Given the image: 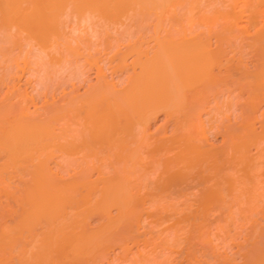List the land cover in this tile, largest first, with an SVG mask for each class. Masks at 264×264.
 I'll use <instances>...</instances> for the list:
<instances>
[{
  "label": "bare ground",
  "instance_id": "obj_1",
  "mask_svg": "<svg viewBox=\"0 0 264 264\" xmlns=\"http://www.w3.org/2000/svg\"><path fill=\"white\" fill-rule=\"evenodd\" d=\"M68 7L71 8L72 16L75 17L76 15L79 18L78 22L86 20V18L83 19L86 16L89 23L93 21L94 23L91 22L93 23L92 28L95 30H98L96 26L104 24L103 21H107L106 23L113 22L114 25L118 22L116 27L119 29H116L117 31L123 28L125 23V31L121 30L123 33L118 31L120 34L115 32L116 35L119 34L116 36L118 39L112 35L111 39L108 33L111 30L114 32L116 27L113 24L114 28L108 30V33L103 31L105 35L101 34V30L109 29L106 28L107 24L105 27L103 25L102 28L100 27L101 30H98L100 34L97 31L100 36L93 30V34L89 35L90 37L96 34L94 36L100 38L93 39L101 40L103 38V44L97 41L100 45L102 44L101 49L104 51V54L101 52L100 56L95 54V51H101L99 44L96 47L89 36L90 41L94 44L91 46V42L89 43L93 48V55L89 54L88 51L91 50L86 48L89 47L87 44H83L86 47L81 50L86 51L82 54V51L77 49L79 42L75 47L71 45L72 42L69 44L64 41L63 45L66 44L65 49L63 45V48H60V42H58L60 51L55 52L51 44L60 41L56 40L54 36H59L64 31L61 32V29L64 28L63 22L67 19L66 17H70ZM173 9H178V11L175 10L174 12ZM66 11L68 12L65 14ZM170 11L172 14L167 16L166 14H170ZM65 15L67 16L63 17ZM150 16H155V19L154 17L150 19ZM0 17L1 23L4 21L8 26L15 25L19 27L20 31H17L19 34L17 37L22 36L20 33L26 34V38H23L24 36L20 37V41H25L28 45L29 41L30 43L35 41L37 45L33 44L35 45L33 53L38 48L39 52L45 55L43 48L49 49V46H52L50 47L51 51L45 49L46 52L51 53L48 54L49 57L45 55L44 58L42 54V59L50 58V60H47L51 63L60 64L68 59V56H71L79 67L80 62L78 60L80 59L78 58L82 56L86 65L88 63V67L91 65L97 67V76H95L97 80L95 83L90 84L83 94L79 95L72 84L76 90L73 87L72 89L77 91V94L72 92L73 90L69 93L63 89L64 93L62 91L61 101L59 100L58 103L55 102L57 100L47 103L44 101V105L40 106L39 104V108H35L33 111H30L29 106L35 103L37 95L34 96L33 101V95L29 97L27 91H19L21 88L18 89V86L16 88L14 82L12 83L15 87L10 84L11 88H9L10 86L6 85L9 89L7 88L3 99L0 101L1 187L4 184L2 193L0 190V198H4L0 200V264H99L98 261L103 259L105 261V257L106 261L109 260L107 259L109 252H106L109 248L113 249L116 245H121V249L128 253L130 250L128 251L129 248L127 247L130 245L127 241L131 240L134 243L133 245L136 243L137 246L140 238L141 242L146 243H148L147 241L151 243L150 240L157 241V238L162 239L170 249L167 248L166 252L162 249L163 252L161 251V253L163 254L157 252V254L162 255L160 258H157L160 255L156 257L160 259L157 261L154 258L157 254L150 253L151 251L145 253L144 245L142 246L144 247L143 254L138 253V257H135L137 254L135 255L133 252L134 255H131L133 264H183V261L184 263L187 261L186 264H210V260H214L215 263L213 264H220V262L222 264H232L236 262L234 258L237 254L243 259L241 264H264V240H262V237H264V223H261L259 217L254 219L260 215L257 214L259 212L261 218L264 219V206H262L264 205V201H262V198H264L262 197V194H264L262 193V190H264L262 187L264 186L257 184L261 179V174H264L257 173L259 167L264 168L259 166L260 161L259 163L257 161L264 158V148H262L264 144H261L264 141L261 142V136L253 131L255 130L253 129V121L255 118L258 119V115H256L258 112L256 113V111L260 107L259 103H261L260 101L264 103V93H262L264 92L262 91L264 90V25H261L264 24L262 22L264 21V0H0ZM121 18H123L122 20H128L129 18L131 23L126 25L124 21L120 25ZM94 19L97 20L94 21ZM150 20H153V22L150 23ZM83 23L82 21L81 24ZM108 24L112 26L110 23ZM10 27L6 29L9 30ZM134 27L140 33L137 36H135L138 33L137 29L136 33L132 34V28ZM2 29L0 30V36H2ZM9 31L14 34L11 29ZM124 32H126L127 38L133 35L131 38L135 36L136 38L142 37V39H145V35H148L147 40L154 39L153 41L156 43L154 45L156 46L152 47V52H149V47L143 44L145 41L141 39L143 42L138 41V44L130 42L125 46L123 45V50H120L121 48L118 49V47L122 43L121 41V44L117 43V40L121 39ZM10 33L7 32L5 35L8 36ZM64 34L62 33V36ZM120 35L122 36L120 37ZM9 37L13 38L12 43H16L18 40L12 35H9ZM52 37L53 42L50 43ZM74 38L76 39V37ZM58 39L61 38L58 37ZM79 39L80 41L83 40ZM110 39L117 41V45L114 41L113 45ZM123 39L125 40V38L122 37V42ZM130 39L128 40L132 41ZM212 39L215 41L214 48H212L214 45L211 46ZM3 41H7L6 38H3ZM20 41H18L19 44H21ZM67 41L70 42L71 40L68 39ZM6 44L10 46V41ZM16 44L18 45V43ZM17 45L11 44L10 49H7L9 46H6L5 50H0L1 56H7V59L3 58L8 61V64L11 62L9 65L11 67L7 64L5 68L13 70V61L17 56L15 57L14 52L11 54L14 51L11 48ZM141 45H145L144 49L147 51ZM94 46L96 47L95 50ZM116 46H118L117 49ZM245 48L250 50V54L258 62L257 65L253 63V66H256V68L253 67L254 71H251L249 67L247 69L243 67L241 65L242 61H240L241 58L238 60L235 54L233 58H237V62H234L236 60L233 58L226 57L229 49L242 54ZM61 49H64L66 53L63 50L65 54L61 52ZM108 50H110L109 53ZM248 51L246 50V53ZM128 54L133 57L131 63L129 62L132 73H128L127 78L125 77V83H122L123 85L119 80L120 86H122L117 87L119 85L118 81H115L114 84L106 80L108 78L104 74L103 65L106 64V68L109 63L114 64L111 62L116 61V65L113 66L119 70L122 69L121 73H123L129 67L128 61H126ZM101 56L105 60L101 59ZM252 56L250 57L252 58ZM41 57H37L38 60ZM99 58L106 63L101 62L103 65L101 63L99 65ZM23 59L25 58L23 57ZM67 62L63 64L66 65ZM47 63L42 64L45 67ZM75 63L71 65L73 66ZM73 67L76 69L73 68L70 73H77L76 75L79 74L80 76V73L76 71L78 67ZM136 68H138V71ZM214 68L218 69L216 70L219 71L218 74L214 73L216 72L213 71ZM68 69L70 70L71 67H68ZM107 69L110 70L108 67ZM4 70L6 69L3 68L0 83L5 82L6 79H3V77L6 78V75L13 73L17 70V67L11 73L7 71L8 74ZM125 74L127 75V71ZM68 76L64 78H68ZM11 77L14 79V74ZM79 78L76 79L79 80ZM7 79H10V77ZM68 80L66 79V83L69 82ZM47 82L42 83L48 84ZM241 82L243 85L247 84L250 88V91L247 90L248 92L244 89L247 93L250 92L249 99L246 100L247 106L244 107V111L242 110L245 116V118L243 117L244 122H241L242 127L238 123V129L237 126H224L222 122L218 121L220 125L222 124L226 128L227 138L224 137L226 138V141L224 139L225 146L216 149L217 146H214V148L212 146L214 143L211 145L212 141L209 142L210 139L208 141V136H210L208 133L212 134L213 129L217 130L219 125H216V128L210 122L212 120L215 122L216 119L210 120V118H214L215 114L220 113L221 107H218L220 102H215V100H213L215 103L214 108L211 106L213 102L208 106L209 95L212 97L211 95L215 94L212 92L217 91L218 88L221 90V87H224H219L220 84L227 85L224 89L227 88L225 90L230 92V84L232 91L234 86V88L238 86L235 84ZM63 83L62 86L66 84ZM59 84L61 83L57 85ZM55 88L58 87L54 86L52 90L54 91ZM242 88L244 87L240 89ZM220 90L217 91L219 97L216 93L214 98L215 96L221 98L222 93H219ZM242 90L239 92H244ZM179 91H182L185 100L178 99L180 96ZM186 91L191 94V96H188L190 101L185 96L188 93ZM232 92L234 93V90ZM232 96L230 94V97ZM187 99L189 102H186ZM232 99H229L231 101L228 103H231ZM44 100L48 101L47 99ZM226 100H228V97L224 101L228 105ZM232 105V103L229 104L231 107L228 108L229 111L232 110ZM210 106L213 110L211 113L215 112L214 110L217 108L214 115L211 116L210 114L211 117L208 115L211 109H208ZM257 106L259 107L257 108ZM228 109H225L226 112L221 110V114H226ZM159 112H163L166 119L161 127L158 128L156 125L155 132H151V122ZM206 113L209 117L207 116L208 119L205 118L204 120L202 114L205 117ZM227 114L225 118L230 115ZM235 115L232 116L235 117ZM262 119H264V116H262ZM229 120L231 121V118ZM223 126L218 128V132H222V130L224 132ZM168 130H170L169 134H167ZM240 130L243 135H246V139L243 143L236 145L235 137H238V134L239 136L242 135ZM219 133L218 135H220ZM250 142V145L253 146V143H257L254 146L260 147H258L255 156L249 154L250 147L247 146H250ZM56 152H59L60 155L58 156ZM56 160V165L59 167L55 166V168H60L58 169V171L60 170L59 173L55 168L56 172L53 171L54 169L51 170L49 166L51 162L53 164ZM261 169L259 171L264 172V169ZM258 188L259 191L262 188L261 192L258 191ZM190 194L191 197L193 195V197L199 196L198 198L202 199L201 201L205 200L206 197V199H210L211 196L214 197V203L211 201L212 206L214 208L219 206L220 210L227 203L228 205H230L229 203H235L241 207L244 205L243 211L247 207L251 208L252 211H249L248 218H244L246 215L240 217L241 222L245 221V224H241L244 226L243 230L247 225L248 229L257 234L252 237L249 246H246L248 244L241 246L235 257H233L235 254V252L232 253L233 251H231L232 255L230 256V253H225L226 250L222 252L223 255L222 253L219 254L217 251L219 245L216 247L217 244L214 243L212 238H217L221 234L215 230L223 233L225 230L229 232L235 229L236 224L239 226L241 223L240 221V223H237L239 219L233 218L232 213V216H230V211H233L230 209L234 208L235 210L238 205L235 206L234 204L235 207H231L230 211H227L229 213L227 218L224 216L222 220L221 217L218 218L221 214L213 217L209 216L211 212L208 211V208L206 212L204 210H201L203 212L200 213L193 211V208H198L195 207L197 201L200 202L197 197L194 198V200L197 199L196 205L195 201L193 203L188 201L189 203L183 204L180 202V205L183 206H180V208L178 203L180 200L178 202L176 200L181 197L187 198L188 195V198H190ZM145 198L148 199L146 201L148 205L144 202ZM160 198H167L165 200L170 202L164 201V205L159 204ZM3 200H6V202ZM259 200L261 201L260 207L258 206ZM191 204L195 206L192 207ZM257 206L258 209H256ZM150 207L152 209L155 207V209L149 211ZM112 208L116 209L114 215L112 214L114 210L111 212ZM253 210L255 212L260 210L256 213L257 216ZM237 212L235 211V213ZM252 212L255 216L250 214ZM244 213H247V211ZM92 214L98 216L95 219L99 221V224L95 227L92 225L93 228H90L88 219L91 220L89 217ZM143 216L154 218L151 223L155 224V229L151 231L152 228H150L148 231L150 235L145 237L148 238L147 240L143 237L142 230L139 232V229L143 227ZM215 217L216 219H214ZM146 218L145 221L149 222V218ZM164 222H168L170 226L162 227L161 231V227H159L155 232L156 226H162ZM144 223L143 225H145ZM166 224L164 223L163 226H166ZM148 225L150 226V222L147 224V228ZM146 227L145 229H147ZM230 227L231 230L227 231ZM211 228L216 232L214 233L215 236L211 235ZM165 232L167 233L164 234ZM223 234L226 235L225 232ZM245 234L248 235L246 232ZM113 243L117 244L113 246ZM175 250H178L179 254ZM170 251H174L178 254L177 256L185 253L184 260L180 261L182 258L179 256L177 258L180 259L177 263L172 259L173 252ZM106 253L108 254L106 255ZM118 253L119 256L120 254L123 255V252ZM130 253L132 252L130 251ZM165 253L167 255L163 256ZM124 256L120 257L123 258ZM198 257L200 258L198 259ZM201 257L206 260L202 261ZM127 262H131V260Z\"/></svg>",
  "mask_w": 264,
  "mask_h": 264
},
{
  "label": "rangeland",
  "instance_id": "obj_2",
  "mask_svg": "<svg viewBox=\"0 0 264 264\" xmlns=\"http://www.w3.org/2000/svg\"><path fill=\"white\" fill-rule=\"evenodd\" d=\"M67 10L69 11V14H68V15H69L70 17H66L67 15L63 16V17H66L67 19L64 20V19L62 18L65 22H63V23H64V26H63L64 28L61 29V32H62V30H64V31H65V34H64V31H63V32H62V33L64 34L63 36H62V33H61V35H59V36L56 35L57 37L54 36V38H56V40H60V41H57L56 44H55V43H54V44H51V45H53V48H52V49H54L55 52H56V51H60V50L58 49V47H59L58 42H60V48H63V47H64V49L66 48V47H65L66 44H65V46L63 45V44H64V41H65V43H69V44L72 42V43H73V44H71L72 46L77 45L78 42H79L78 46H79V47H83V48H79V47L75 46V47H77V49H80V50L82 49V50H83V49H85L84 47H86V46H84V45L87 44V45H89L90 48H89V47H86V48L89 49V50H91L92 53H91V51H88V50H87V51L90 52L89 54H92V55H93V52H94V51L92 50L93 48H91V46L95 44L96 47H97L98 44H99V42H97V41H100L101 43L103 42V40H102L103 38L101 39L102 41H101V40H97L98 37L100 36V35H99V34H100V33H99L100 31H98V30H101L100 27H101L102 25L105 27V25L107 24L108 26L106 25V28H109V29H102L101 31H102V32L104 31L105 33H108V32L110 31V29H113V28H114V27H113V25H114L113 22H112V23H111V22H108V23H110V25L113 24L112 26H109V24L106 23L107 21H106V22L103 21L102 23H104V24H99V26H96V27H97L96 29H98V30H95L94 28H92V24H93L94 22H93V21H90V23H89V21H88V19H87V18H88L87 16L83 18V19L86 18V20H81V19H80L81 22H78V19H79V18H78L76 15H75V17L72 16L73 14H71V13H72L71 8L68 7ZM175 10H176V9H175ZM175 10L173 9L174 12H175ZM68 11H66L65 14H66ZM171 11H172V10H171ZM171 11L169 12L170 14H166V15H167V16L171 15V14H172ZM173 11H172V12H173ZM176 11H178V9H177ZM71 16H72V17H71ZM153 17H154V19H155V16H150L149 18H150V19H151V18L153 19ZM0 18H1V17H0ZM71 18H72V21H71ZM74 18H76V19L74 20ZM122 19H123V18H121V22H120V20H119L120 25L123 24L124 21L126 22V25H128V23H129V24L131 23V21L129 20V18H128V20H125L126 17H125L124 20H122ZM2 20H4V19H2ZM2 20H1V21H2ZM68 20H69V21H68ZM89 20H91V19H89ZM95 20H97V19H94V21H95ZM82 21L84 22L83 24H81ZM122 21H123V22H122ZM127 21H128V22H127ZM151 21L153 22V20H150V23H152ZM72 22H73V23H72ZM75 22H76L77 24H76ZM91 22H93V23H91ZM100 22H101V21H100ZM148 22H149V21H148ZM262 22H264V21H262ZM262 22L260 21V24H261ZM74 23H75V25L73 26ZM79 23H80V24H79ZM1 24H3V25H1ZM4 24H5L4 21H3V23L0 22V25H1V26H0V27H1L0 30H1L3 27L6 29V28H9V27L11 26L10 29H11L12 33H14V34H11V33H10V31H9L10 29H9V30H8V29H6V30H5V29H4V30L2 29V36H3V37L0 36V37H1V38H0V39H1V40H0V50H5V49L9 46V44H8V46H7V44H6V43H9V41H10V46H9V48H7V49H10L11 44H13V45H17L16 43H18L19 46L17 45V46H13V47L11 48V50H12V49L14 50V51L11 52V54L14 52L13 54L15 55V57L17 56L16 59L13 61V62H14L13 65H14V66L12 65V66H13V67H12L13 70H15L16 67H17V70H15V71H13V70H11V69H8V68H5V65L8 64V61H6L7 56H6V55H4V56H1V55H0V72H1V73H0V74H1L0 77H1L2 74H3V73H2V72H3V68L6 69V70H4L5 73H6L7 71H10V73H11V71H13V73L9 74L10 76H9V75H6V78L3 77V79H6L7 81L4 80L5 82L2 81V83H0V84H2V85H1L2 88H1V91H0V94H1V95H0V101H1V100L3 99V97H4V92L7 91V88H8V87H6V85H7V86H10V84H11V85H14V84H15V85H16V88H17V86H18V89L21 88L19 91H21V90H23L22 92H26V91H27L29 97H32V95H33V97H32V98H33V101H34V99H35L34 96H35V95L38 96V97L36 96L37 99H35V103L32 104V103H33V102H32V103H31L32 105L29 106L30 109H31V110H30V109H29V110H30V111H33L35 108H39V107H38L39 104H40V106H42V104H43L44 101H45V103H47V102H49V101L54 102L55 100H57V101H55V102H57V103H58L59 100L61 101L62 94L64 93L63 89H65V92H69V93H71L70 91H72L73 89L76 88L78 92L75 91L76 89L73 90L72 92H75V93L77 92V93L80 95V94H83V93L88 89V87L90 86V84L95 83V81L97 80V77H95V76H97V73H96V72H97V67H96L95 65H94V67H92L93 65L90 66V64H89L90 67H88V63H87V65H86V63L84 62V61H85V60H84V57H82V56L80 57V56H79L78 59H80V60L77 59V60L80 62V64H79V62H78V64L80 65L79 67L77 66V63H75V61H73L74 58H71V56H68V57H67L68 59H66V60L64 61V62H67V61H68L67 63H68L69 65H68L67 63H66V65H64V64H65L64 62H62V63H60V64H56V63L53 64V63H51V62L49 61L50 58L42 59L43 56L41 57V55H42L43 53L41 54V53L39 52L40 50H38V48L35 49V53H33V51H34V46H35V45H33V44H36L35 41H33V42L31 41L32 45H31V43H30V41H29L28 43H29L30 46L27 44V42L25 43V41H22V40L20 41V39H21L23 36H24L23 38H26V34H21V33H20V35H22V36H20L21 38H20V37H17V35H19L17 31H20L19 27L15 26V25H14V26H12V25L8 26V25H6V24L4 25ZM66 25H67V26H66ZM79 25H80V26H79ZM90 25H91V26H90ZM117 25H118V22H117V24L115 23L114 26L116 27ZM124 25H125V23H124ZM124 25H123V28L120 27L121 29L118 30L119 32H120L121 30H124V31H125V26H124ZM261 25H264V24H261ZM7 26H8V27H7ZM65 26L67 27V29H66ZM104 27H103V28H104ZM17 28H18V30H17ZM74 28H75V29H74ZM76 28H77V29H76ZM91 28H92V29H91ZM101 28H102V27H101ZM13 29H14V30H13ZM68 29H69V30H68ZM78 29H79V30H78ZM90 29H91V30H90ZM116 29H119V28L116 27V28H114V32H113V30H111V32L108 33V35L110 36L111 39H112L111 35L116 37V36H118V35L120 34ZM132 29H133V30H132L133 32H134V29H135V32H134V33L132 32V34L134 35V34L136 33V29H137V28L134 27V28H132ZM143 29H144V28H143ZM7 30H8V31H7ZM72 30H73V31H72ZM93 30L96 31V32H95L96 34L99 33V34H98V35H99L98 37H97V36H94V35H96V34L92 35L93 37H92V36H91V37L89 36V35L93 34V33H92ZM108 30H109V31H108ZM140 30H141V29H140ZM145 30H146V29H145ZM4 31L9 32V33H10L9 35H10V36L12 35L15 39L18 38L17 42H16V43H12L11 40H12L13 38L9 37V35L6 36L5 34H6L7 32H6V33H3ZM90 31H91V32H90ZM97 31H98V33H97ZM107 31H108V32H107ZM138 31H139V30L137 29V32H138ZM143 31H144V30H143ZM68 32H69V36H70V37L68 36ZM71 32H72V33H71ZM102 32H101V34L103 35L104 32H103V33H102ZM112 32H113V33H112ZM115 32H116V33H119V34L116 35ZM121 32H122V31H121ZM23 33H24V32H23ZM78 33H79V34H78ZM114 33H115V34H114ZM122 33H123V32H122ZM122 33H121V34H122ZM141 33H143V32L141 31ZM73 34H75V36H73ZM125 34H126V32H124L123 36L120 35V37L122 36V37L125 38V40L123 39V42H122V40H121L122 37H121V39L117 40L118 42L116 41L117 43H120V41H121V43H122V44L120 43L121 45L119 44V45H120L119 47L116 46V47H115L116 49H117V47H118V49L121 48L120 50H123L124 46L127 45L128 43H130V42H131V43H132V42L135 43V42H136V44H138L137 42H138V41L141 42L142 40L145 41V43H143V44H145L147 47H149V49L147 48L149 52H152V47L156 46V45H154V44H156V43L153 41L154 39H153V40H152V39H151V40L148 39V40H150V41L147 40V38H149V37H147L148 35H145V39H144V38L142 39V37H141V38L138 37V38H139V39H138V38H136L135 36H137L138 34H140L139 32H138L137 34H135V36H134L133 38H131V36H133V35H130V36H128V38H127V34H126V35H125ZM143 34H144V33H143ZM0 35H1V31H0ZM14 35H15V36H14ZM81 35H82V37H81ZM102 35H101V36H102ZM104 35H105V34H104ZM124 35H125L126 37H125ZM60 36H61V37H60ZM88 36H89L90 38H92L91 41H93L94 44H92V42L90 41V38H89ZM8 37H9V38H8ZM58 37L61 38V39L63 40V43H62V44H61V41H62V40H61V39H58ZM64 37H65V38H64ZM67 37H69L68 39L71 40L70 42L67 41V40H68V39H66ZM74 37H76V39H75ZM115 37H113V38H115ZM146 37H147V38H146ZM3 38H6V40H7V41H5L6 43L3 41ZM10 38H11V39H10ZM70 38H71V39H70ZM79 38H81V40H82V39H83V40L80 41ZM93 38H97V39H93ZM99 38H100V37H99ZM130 38H131V39H130ZM8 39H10V40H8ZM28 39H29V38H28ZM77 39H78L79 41H78ZM86 39H87V41H86ZM88 39H89V40H88ZM111 39H110V40H111ZM116 39H118V37H116ZM128 39H130V40H132V41H129ZM136 39H137V41H136ZM141 39H142V40H141ZM4 40H5V39H4ZM23 40H25V39H23ZM52 40H53V37L51 38L50 43L53 42ZM54 40H55V39H54ZM56 40H55V42H56ZM75 40H76V41H75ZM94 40H95V41H94ZM127 40H128V41H127ZM18 41H20L21 44H19ZM73 41H74V42H73ZM84 41H85L86 43H85ZM88 41H89V42H88ZM113 41L115 42V40H113ZM113 41L111 40V42H112L113 45H114V42H113ZM124 41H125V42H124ZM143 41H142V42H143ZM3 42H4V45H3ZM22 42H23L24 44H23ZM83 42H84V43H83ZM87 42H88V43H87ZM90 42H91V43H90ZM116 42H115V44H116ZM126 42H127V43H126ZM146 42H147L148 45L146 44ZM152 42H153V43H152ZM214 42H215L214 39H212V40H211V46L214 45L212 48L215 47V43H214ZM50 43H49V44H50ZM89 43L91 44V46H90ZM212 43H214V44H212ZM1 44H2V46H1ZM22 44H23V45H22ZM83 44H84V45H83ZM102 44H103V43H102ZM102 44H101V45H102ZM143 44H142V45H143ZM36 45H37V44H36ZM54 45H55V47H54ZM62 45H63V47H62ZM81 45H82V46H81ZM101 45L99 44L100 49L102 48ZM116 45H117V44H116ZM123 45H124V46H123ZM142 45H141V46H142ZM145 45H144V46H145ZM149 45H151V46H149ZM6 46H7V47H6ZM28 46H29V48H28ZM31 46H32V47H31ZM67 46H68V44H67ZM121 46H123V47H121ZM144 46H142L143 49H144ZM2 47H3V48H2ZM4 47H5V48H4ZM18 47H19V50H18ZM20 47H21V48H20ZM37 47H38V46H37ZM50 47H52V46H49V49H48V48H43L44 51L42 50V51L45 53V55H47L46 57H49L48 54L50 53L49 51H51V50H50V49H51ZM94 47H95V46H94ZM96 47L94 48V50L96 49ZM150 47H151V49H150ZM40 48H42V47H40ZM145 48H146V47H145ZM31 49H32V50H31ZM45 49H46V50H49V51L46 52ZM55 49H56V50H55ZM64 49H61V52H63V51L65 52ZM116 49H115V50H116ZM30 50H31L32 53L29 52ZM36 50H38V51H36ZM62 50H63V51H62ZM82 50H81V51H82ZM97 50H98V49H97ZM144 50L147 51L146 49H144ZM150 50H151V51H150ZM246 50L248 51L249 49L245 48V49H244V52H243L242 54H239V53H237L236 51H233V50L230 51V49H229V53L226 54V57H228V58H233V57L236 56V57H238V60H239V58H241V60H240V61H242V62H241V65H242L243 67H245L246 69L249 67V69H250L251 71H254L255 69H254L253 67L256 68V66H253V65H254L253 63H255V65H257L256 63H258V62L255 61L256 59L253 58L252 54H250V50L247 52L248 54L246 53ZM9 51H10V50H9ZM52 51H53V50H52ZM54 51H53V52H54ZM85 51H86V50H85ZM85 51H82L81 53L83 54V52H85ZM20 52H21V53H20ZM55 52H54V53H55ZM64 52H63V53H64ZM97 52H99V53H97ZM101 52H103V54H104V51H103L102 49H101V51H99V50H98V51H95V54H97V55L100 56V55H101ZM109 52H110V50H108V53H109ZM232 52H233V53H232ZM54 53H53V54H54ZM57 53H58V52H57ZM65 53H66V52H65ZM65 53H64V54H65ZM112 53H113V52H112ZM112 53H111V54H112ZM0 54H1V53H0ZM3 54H5V53H3ZM24 54H25V55H24ZM26 54H27V55H26ZM36 54H37L38 56H35ZM50 54H51V53H50ZM55 54H56V53H55ZM84 54H85V53H84ZM103 54H102V56H104ZM229 54H230V55H233V56L231 57ZM234 54H235V56H234ZM236 54H237V55H236ZM249 54H250V55H249ZM14 55H13V56H14ZM23 55H24V56H23ZM43 55H44V54H43ZM45 55H44V58H45ZM86 55H88V54H86ZM97 55H95V56L97 57ZM228 55H229V56H228ZM239 55H240V57H239ZM243 55H244V56H243ZM248 55H249V56H248ZM5 56H6V57H5ZM102 56H101V57H102ZM127 56H128V57H126V59H127L126 61H128V64H129V65H128L129 67H128L127 69H125V70L127 71V75L125 74L126 71L123 72V73H121V72H122V69L119 70L118 68H116L115 66H113V65H116V64H115L116 61H115V62L112 61L111 63H114V64H110V63H109V65H107L106 68H105V65H106V64H105V65H103V64L106 63V62H105V61H101V59H104V58H103V57H102V58L100 57L101 59L99 58V59H100V60H99V61H100V62H99V65L102 64L101 62H103L102 65L104 66V74H105V76L108 78V79H106L107 81H111V82H113V83H114L115 81H118V83H119V80H120V83H121V84H122V83H125L124 81L126 80V78H127V76H128V73H129V72H130V74L132 73V69H131V67H130V63H131V60H132L133 57H132L131 54H130V55L128 54ZM246 56H247V57H246ZM250 56H252V58H251ZM3 57L6 58V59H4ZM19 57H20V58H19ZM23 57L26 59V61H25V59H23ZM30 57H31V59H30ZM32 57H34V58H32ZM37 57H38V58L41 57V58L39 59L40 61L38 60ZM104 57H105V56H104ZM1 58H2V59H1ZM69 58H71V59H69ZM246 58H247V59H246ZM35 59H37V60H35ZM41 59H42L43 61H42ZM47 59H49V60H47ZM128 59H129V60H128ZM233 59H234V58H233ZM236 59H237V58H236ZM236 59H234V60H236ZM251 59H253V60H251ZM254 59H255V60H254ZM17 60H18V61H17ZM69 60H70V61H69ZM104 60H105V59H104ZM32 61H33L34 63H33ZM38 61L40 62L39 64H38ZM71 61H72V62H71ZM82 61H83V62H82ZM251 61H252V62H251ZM253 61H255V62H253ZM2 62H3V63H2ZM23 62H24V63H23ZM26 62H27V63H26ZM47 62H48V63H47ZM109 62H110V61H109ZM129 62H130V63H129ZM234 62H237V60L234 61ZM243 62H244L245 64H244ZM42 63H44V64L47 63V64H46L45 67H44V66H43L44 64H42ZM63 63H64V64H63ZM73 63H75L73 66H76V67L80 68V69L77 68L76 71H77L78 73H80V76H79V74H78V76H79L81 79H83L84 81L81 80V79L76 75L77 73H76V74L70 73L71 70L73 71V68L76 69L75 67H73V66L71 65V64H73ZM100 63H101V64H100ZM107 63H108V61H107ZM2 64L4 65V67H3ZM10 64H11V62H10ZM10 64H8V66H9ZM52 64H53V67H52ZM61 64H62V65H61ZM81 64H82V65H81ZM16 65H17V66H16ZM18 65H19V67H18ZM55 65H56V66H55ZM83 65H84V66H83ZM58 66H59V67H58ZM109 66H110V67H109ZM6 67H7V66H6ZM9 67H11V66H9ZM49 67H50V68H49ZM55 67H58V68H55ZM63 67H65L66 69H68V67H71V69H70V70H69V69L66 70V69L63 68ZM84 67H87V68H84ZM107 67L110 68V70L107 69ZM112 67H114V68L112 69ZM82 68H84V69H82ZM115 68H116V70H114ZM251 68H252V69H251ZM60 69H61V70H60ZM62 69H63V70H62ZM89 69H90V70H89ZM95 69H96V70H95ZM128 69H129V70H128ZM136 69H137V71H138V68H136ZM249 69H248V70H249ZM81 70H84V71H81ZM92 70H93V71H92ZM113 70L115 71V73H114ZM118 70H119L120 72H119ZM130 70H131V71H130ZM214 70L216 71V70H218V69L214 68L213 71H214ZM222 70H223V69H222ZM250 70H249V71H250ZM58 71H59V72H58ZM68 71H69V72H68ZM80 71H81V72H80ZM106 71H107V75H106ZM116 71H117V72H116ZM123 71H124V70H123ZM15 72H16V73H15ZM41 72H42V74H41ZM83 72H84V73H83ZM118 72H119V73H118ZM218 72H219V71H218ZM218 72L216 71V72H214V73H217V74H218ZM8 73H9V72H8ZM8 73H6V74H8ZM17 73H18V74H17ZM44 73H45V74L47 73V74L45 75ZM69 73H70V74H69ZM74 73H75V72H74ZM12 74H14V76H15L14 79L11 77ZM15 74H16V75H15ZM40 74H41V75H40ZM43 74H44V77L46 76L45 78H47L46 81H44L45 78L42 76ZM68 74H69V76H68ZM72 74H73V75H72ZM81 74H83V75H81ZM85 74H86V75H85ZM111 74H112V75H111ZM121 74H122V75H121ZM52 75H53V76L55 75V76L53 77ZM71 75H72L73 77H72ZM74 75H76V76L74 77ZM124 75H126V76H124ZM3 76H4V75H3ZM7 76H9L10 79H7V78H9V77H7ZM51 76H52L53 78H52ZM62 76H63V78L66 77V76H68V78H64V80H62V79H63ZM86 76H87V77H86ZM89 76H90V77H89ZM118 76H119V77H118ZM42 77H43V78H42ZM48 77H49V79H48ZM56 77H57V78H56ZM58 77H59V78H58ZM123 77H124V78H123ZM125 77H126V78H125ZM55 78H56V79H55ZM73 78H75V79H76V78H79V80H78V79H76V80L74 79V80H73ZM120 78H122V79H120ZM11 79H12V80H11ZM16 79H17V80H16ZM42 79H43V80H42ZM52 79H54V80H52ZM66 79H69V80H68V81H69L68 83H66ZM115 79H116V80H115ZM123 79H124V80H123ZM9 80H10V81H9ZM13 80H14V81H13ZM39 80H40V82H39ZM47 81H49V82H47ZM50 81H52V83H50ZM70 81H71V83H70ZM90 81H91V82H90ZM7 82H8L9 85L7 84ZM10 82H11V83H10ZM12 82H14V84H13ZM16 82H17V84H16ZM24 82H26V83L24 84ZM38 82H39V83H38ZM42 82H47L49 85H48V84H45V83H42ZM63 82L66 83L67 85L65 84L64 86H62V83H63ZM79 82H80V83H79ZM84 82H85V83H84ZM3 83H4V84H3ZM21 83H22V84H21ZM55 83H56V84H55ZM58 83H61V84L57 85ZM64 83H63V84H64ZM116 83H117V82H116ZM118 83H117V84H118ZM120 83H119V85L116 84L117 87L120 86ZM27 84H28V85H27ZM41 84H43L44 86H42ZM50 84H51V86H50ZM72 84H73V86H74L75 88L72 86ZM114 84H115V83H114ZM244 84H245V83H244ZM3 85H5V86H3ZM15 85H14V87H15ZM21 85H22V86H21ZM122 85H123V84H122ZM122 85H121V86H122ZM235 85H236V86L238 85L236 88H234L235 86L233 85V86H234V87H233V90H234V93H235V94L232 92L233 90L231 91V89H232L231 84L229 85L231 88H230V89L228 88V89L230 90V92H229L228 90H227V91L225 90V89H227V88L224 89V87H227V85L225 86L224 84H220L219 87L224 86V87H221V90H220V88H218V90H220L219 93H220V94L222 93L223 96L221 95V96H220L221 98H217V97L215 96V98H214V95H215L216 93H217L216 95L219 97L218 92H217L218 90L215 91V92H212L213 94L215 93L214 95H211V96L213 97V99H211L212 97H210V95H209V98H210V99L208 98V101H209V102H208V103H209L208 106L211 104V102H213V100H215V102H218V103L220 102V103H219V106H218V104H217V106H218L219 108H220V107H221V108H220V113H217V115H216V114L214 115V113L217 111V108H216V110H214L215 112L211 113V112L213 111L212 108H211V106H212L213 108H214V106H215V105H214L215 103L213 102L212 105L208 108V109L211 108V109H210V112H209L208 115H209V116H210V114H211V116L214 115V118L212 117V118H210V120H211V119H216L217 121L215 120V122H217V123H218V121H220V123L222 122L224 126H225V125H232V127L237 126V128L239 129V126L242 127L241 125H242V123L244 122V118H245V116H244V114H243V113H244L243 111H244V107L247 106L246 104H247V101H248V99H249V93H250V92L247 93V92H248L247 90L250 91V88L247 86V84L243 85L242 82H241V83H237V84H235ZM25 86H26V88H25ZM54 86H55V87L57 86L59 89H58V88H57V89L55 88L54 91H53L52 89H53ZM121 86H120V87H121ZM239 86H240V88H241V87H244V88H242V89H243V90L245 89L247 92L244 90V92L240 93V92H241L240 90H242V89H240ZM12 87H13V86H12ZM42 87H43V88H42ZM61 87H62V88H61ZM72 87H73V89H72ZM9 88H11V86H10ZM9 88H8V89H9ZM37 89H38V90H37ZM223 89H224V90H223ZM238 89H240V90H238ZM60 90H61V91H60ZM243 90H242V91H243ZM2 91H3V92H2ZM62 91H63V93H62ZM239 91H240V92H239ZM262 91H264V90H262ZM42 92H43L44 94H43ZM81 92H82V93H81ZM179 92H180V91H179ZM186 92H188V93H186V95H185L186 98H188V96H191V94H189V93H190L189 91H186ZM238 92H239V95H238V96H240L239 98H238V96H237ZM27 93H26V94H27ZM61 93H62V94H61ZM77 93H76V94H77ZM262 93H264V92H262ZM30 94H31V95H30ZM38 94H39V95H38ZM60 94H61V95H60ZM178 94L180 95L179 98H178ZM178 94H177V98H178V99H180V98L183 99L182 91H181L180 93H178ZM181 94H182V95H181ZM210 94H211V93H210ZM230 94H231V96H232V95H233V96L235 95L234 98H233V96L230 97ZM43 96H45L46 98L43 97ZM57 96H58V98H57ZM236 96H237V98L235 99ZM1 97H2V98H1ZM60 97H61V98H60ZM222 97H223V99H224V97H225V99H227V97H228V100H226L227 103L231 101V100H229V99H232V98H233L231 103L233 104V105H232V110H234V111H232V110L229 111V109L231 108V107L229 106V104L231 105V103H228V105H226V102H224L225 99H224V101H223ZM59 98H60V99H59ZM44 99H47L48 101H46V100H44ZM49 99H50V100H49ZM182 99H181V101H182ZM188 99H189V98H188ZM188 99L186 100V102L188 101ZM216 99H217V101H216ZM234 99H235V100H234ZM15 100H16V99H15ZM53 100H54V101H53ZM183 100H185V98H184ZM236 100H237V102H236ZM246 100H247V101H246ZM189 101H190V99H189ZM189 101H188V102H189ZM241 101H242V102H241ZM51 102H50V103H51ZM233 102H234L235 104H234ZM239 102H240L241 104H240ZM260 102L262 103V101H260ZM59 103H60V102H59ZM243 103H244L245 105H244ZM261 103H259L260 107L257 106V108H258V107H259V108L257 109L258 111H256V113H257V112L259 113V114L257 113L256 115H258L257 117H258V119H259V117H260V119H259V120H258L257 118L254 119V121H253V129H255V130H253V131H256V133H257L258 135L261 136V139H260V140H261V142H262V141H264V136H262V135H264V126H262V124H264V123H262V122H264V119H262V116H264V115H262V114H264V103H262V104H261ZM36 104H37V107H36ZM43 105H44V104H43ZM225 105H226V108L224 107ZM235 105H236V106H235ZM239 105H240V106H239ZM227 106H228V107H227ZM241 106H242V107H241ZM223 107H224V108H223ZM239 107H240V108H239ZM228 108H229V109H228ZM241 108H242V109H241ZM225 109H228V110H227V113H228V112H229V113H228V114L226 113V114H227V115L230 114L231 117H230V115H229V116H227V117L225 118L226 114H224V113H222L223 115L221 114V110L225 111ZM218 110H219V109H218ZM242 110H243V111H242ZM225 112H226V111H225ZM260 112H261V113H260ZM235 113H236V115H235ZM241 113H242V114H241ZM203 114H205V113H203ZM203 114H202V116H203V118H204V120H205V118H207L208 115H207V113H206V115H205V117H204ZM233 114L235 115V117L232 116ZM164 116H165V115H164L163 112H162V113L159 112V114H157V117H156L154 120H152L151 125H150V129H152L151 132H152V131L155 132V130L157 129V127H158V128L161 127V125L164 123V121H165V119H166V118H165L166 116H165V117H164ZM209 116H208V117H209ZM211 116H210V117H211ZM221 116L224 117L223 120H222V117H221ZM236 116H237V117H236ZM243 117H244V118H243ZM219 118H220V120H219ZM227 118H229V119L231 118V121H230L229 119H227ZM235 118H236V119H235ZM207 119H208V118H207ZM238 119H240V120H238ZM242 120H243V121H242ZM153 121H154V122H153ZM208 121H209V120H208ZM229 121H230V122H229ZM255 121H256V122H255ZM210 122H212L213 127H216V125H217V126L219 125L218 128L221 127V126H223L222 124L220 125L219 123L217 124V123L213 122V120L210 121ZM224 122H225V123H224ZM227 122H228V123H227ZM232 122H234V123H232ZM241 122H242V123H241ZM213 123H214V124H213ZM236 123H237V124H236ZM238 123L240 124L239 126H238ZM156 125H157V127H156ZM159 125H160V126H159ZM233 125H234V126H233ZM154 126H155V127H154ZM224 126H223L222 129H224V132H225L226 128H225ZM56 127L58 128V126H56ZM57 128H56V129H57ZM216 128H217V127H216ZM218 128H217V130H216V129H213V130H212L214 133H213V132H211L212 134H209V133H208V135H210V136H208V141H209V139H210L209 142L212 141V143H210V144L212 145V144L214 143L212 146H213V147H214V146H217L216 149H218V147H219V148H223V147L225 146V145H224V142L226 141V138H227V134H226V132L224 133L223 130H222V132L219 131V132H220V133H219V132H218V130H219ZM169 129H170V128H169ZM220 129H221V128H220ZM241 130H242V129H241ZM241 130H240V131H241ZM210 131H211V130H210ZM216 131H217L220 135H218V133H217ZM207 132H209V131H207ZM237 132H238V131H237ZM169 133H170V130L167 131V134H169ZM216 133H217L218 136L216 135ZM222 133H223V134H222ZM238 133H240V132H238ZM241 133H242V135L239 136V134H238V137H242V138L235 137V140L237 141V142L235 141L236 145H238V143H239V144L243 143V141H245L244 139H246V135H243V132H242V131H241ZM256 133H255V134H256ZM223 135H224V136H223ZM209 137H210V138H209ZM224 137H226V138H224ZM236 138H238V139H236ZM224 139H225V141H224ZM240 139H241V140H240ZM241 141H242V142H241ZM209 142H208V143H209ZM222 144H223V145H222ZM250 144H251V142L249 143V145H250ZM253 144L256 145L257 143H253ZM261 144H264V143H261ZM220 145H221V147H220ZM254 145H253V146H252V145L247 146V147H250V150H249V148H248V150H249V152H250L249 154H251L252 156L257 155V151H258V147H259V146H258V147H255ZM258 145H260V144H258ZM251 146H252V147H251ZM214 148H215V147H214ZM259 148H260V147H259ZM262 148H264V146H262ZM251 152H252V153H251ZM56 153H57V152H56ZM56 153H55V155L57 156V154H58L59 152H58L57 154H56ZM59 155H60V154H58V156H59ZM259 159H261V158H259ZM262 159H264V158H262ZM262 159H261V160H257V161H258V163H259V161H260V163L258 164L259 166L264 167V165H262V164H264V163H262V161H264V160H262ZM58 161H59V159H58ZM56 163H57V160H56L55 163L53 162V164H52V162L50 163L49 166L51 167V170H53V169L55 168V166H56V167L58 166V165H56ZM54 164H55V165H54ZM51 165H52V166H51ZM53 165H54V166H53ZM58 167H59V166H58ZM55 169H56V168H55ZM55 169L53 170L54 172H56V170H57V173L60 172V170L58 171V169H60V168H57L56 170H55ZM259 169H261V168H260V167L258 168L257 173H258V172H260V173H264V172L259 171ZM262 169H264V168H262ZM262 169H261V170H262ZM260 173H259V174H260ZM256 175H257V174H256ZM261 175H262V176H260L261 179H259V181H258L259 183H258L257 181H256V182H257V184H261L262 186H264V174H261ZM257 176H258V175H257ZM256 178H257V177H256ZM254 179H255V178H254ZM257 184H256V185H257ZM261 185H260V187H261ZM3 186H4V184H3L2 187H1V183H0V190H1V193H2V190H3V188H4ZM262 188H264V187H262ZM262 188H260V191H259V188H258V191L261 192V189H262ZM193 192H194V190H193ZM190 193H192V192H190ZM262 193H264V190H262ZM192 195H193V194H192ZM193 196H194V195H193ZM193 196H192V197H193ZM188 197H189V195L187 196V198H186V197H181V198H179V199L176 200L177 202H178V200H180V201L178 202V203H179V207H180V206L183 207L182 205H180V202H181V204H183V203H186V202H188V201H190V202H192V203H193V201H195L194 203H195V205H196V200H197V199L194 200V198L197 197V196L193 197L192 200H190V199L192 198V197H191V194H190V198H188ZM198 197H199V196H198ZM198 197H197V198H198ZM262 197H264V194H262ZM262 197H261V198H262ZM146 198H148V197H146ZM146 198H145V199H146ZM182 198H183V200H182ZM184 198L187 199V200H185ZM206 198H207V197H206ZM206 198H204L205 200H203V201H201L202 199L200 200V199L198 198V199L200 200V202L197 201V206H195L194 204H191L192 207H194V206H195V207H198V208H195V209H197V210H195V209L193 208V211H197L198 213H200V212H203V211H201V210H204V212H206V211H207V208H208V211L211 212V214L209 213V214H210L209 216H212V217H213V216H216V215L221 214L220 216H218V218L221 217L222 220H223V217L226 216L225 218H227V214H229L228 212H229L230 210H233L234 213H233V211H232V212L230 211V216H232V215H231V213H232V214L234 215L233 218L236 217V219H239V220L237 221V223H238V222L240 221V219H241L242 217H244L245 215H246L247 217L245 216L244 218H248V217H249V216H248L249 211H250V212L252 211L251 208H249V207L246 208V206H245L246 209H244V210L247 211V213H244V212H245V211H243V208H244L243 206H244V205H242V207H241V206H239L238 204H235V203H233V204H232V203H229L230 205H228V203H227L228 206L225 204V206H224V208H223L224 210H223V209L220 210L221 208H219V206H218V207H215V208L212 206V204H213L214 201H215V200H214V199H215L214 197L211 196L210 199H209V198L206 199ZM212 198H213V199H212ZM1 199H4V198L1 197L0 200H1ZM160 199H161V198H160ZM162 199H163V198H162ZM162 199H161V200H162ZM165 199H167V198H165ZM165 199H163V201L160 200V203H159V204H163V205H164L165 202H170V201H166ZM208 200H209V201H208ZM230 200H231V199H230ZM3 201L6 202V200H3ZM3 201H2V203H3ZM146 201H148V199H146V200L144 201L145 204L148 205V202H146ZM164 201H165V202H164ZM183 201H185V202H183ZM211 201H212L213 203H212ZM262 201H264V198H262ZM162 202H164V203H162ZM173 202H174V201H173ZM201 202H203V203H201ZM233 202H235V201H233ZM260 202H261V201L259 200V203H258V206H259V207H260ZM188 203H189V202H188ZM199 203H200V204H199ZM204 203H205V204H204ZM236 203H237V202H236ZM3 204H5V203H3ZM166 204H167V203H166ZM198 204H199V205H198ZM234 204H235V206H237V205H238V206L235 207ZM261 204H262V203H261ZM147 205H146V207H147ZM149 205H150V204H149ZM200 205H201V206H200ZM203 205H204V207H203ZM231 205H232V206H231ZM209 206H211V207H209ZM226 206H227V207H226ZM229 206H230V207H229ZM258 206L256 207V209H258ZM262 206H264V205H262ZM181 207H180V208H181ZM201 207H202L203 209H202ZM228 207H229V208H228ZM231 207H235L236 209L234 210V208L232 209ZM240 207H241V209H240ZM205 208H206V209H205ZM230 208H231V209H230ZM238 208H239V209H238ZM248 208H249V209H248ZM150 209H151V210H154L155 207H153V209L150 207V208H149V211H151ZM198 209H199V211H198ZM229 209H230V210H229ZM113 210H114V211H113ZM115 210H116L115 208H112V209H111V212L113 211L112 214H113V213L116 214V213H115ZM217 210H219L220 212L217 211ZM239 210H240V211H239ZM224 211H226V212H224ZM227 211H228V212H227ZM235 211H238V212H239V213L237 212L238 215H237V213H235ZM258 211H260V210H256V212H255V210H253L254 214H256ZM218 212H219V213H218ZM221 212H224V213H221ZM241 212H242V213H241ZM253 212L250 213V214L254 215ZM212 213H213V214H212ZM114 214H113V215H114ZM223 214H224V215H223ZM241 214H243V215H241ZM257 214H260V215L257 216ZM257 214H256L257 217H255L254 219H257V218L259 217L258 219H261V221H262V222H261V221H260V222H261V223H264V219L261 218V213L259 212V213H257ZM144 215H145V214H144ZM254 216H255V215H254ZM254 216H252V217H254ZM93 217H94V219L92 220ZM95 217L97 218L98 216H96V214H95V215L92 214V216L89 217L91 220L88 219V222L90 221V222L92 223V224H91V223L89 222V226H90V228H93V227H91L92 225L95 227V225L99 224V221H98L97 219H95ZM143 217H144V218H143V220H144L143 223H144V222H146V221H145L146 216H143ZM147 217L149 218V222H150V226H151V227L148 225V226H149V227H148L149 229H148L146 226H147V224H148L149 222H146V223H144L145 225H143V223H142V226H143L144 228L141 227V228L139 229V230H140L139 232H141V230H142V233H143V237H144V238L146 237V235H150V233L148 232V231L150 230V228H152L151 231L155 229V227H154L155 224L153 225V224L151 223V221H152L154 218H150L149 216H147ZM238 217H239V218H238ZM240 217H241V218H240ZM148 218H146V219H148ZM221 218H220V219H221ZM250 218H251V217H250ZM214 219H216V217H215ZM236 219H235V220H236ZM96 220H97V221H96ZM235 220H234V221H235ZM258 221H259V220H258ZM97 222H98V223H97ZM171 222H172V221H171ZM235 222H236V221H235ZM240 222H241V221H240ZM240 222H239V223H240ZM243 222H244V223H243ZM243 222H241V223L239 224V226H238L237 224H236L235 227L233 226L236 230L233 229V228H232L233 230H231V227H232V226L230 227V229H227V231H228V230H231V231L226 232V230H225L224 232L226 233V235L223 234L224 232H223V233H222L221 231L218 232L217 230H215L216 228L213 227V228H215L214 230H215L217 233H220V234H221V235H218V237H217V238H219L220 240L217 239L216 237H213V238H212V240L214 241V243L217 244L216 247L219 245V247H217V249H218L217 251H218L219 254L226 250L225 253H226V254L230 253L229 256L232 255V253L234 254V252H235V254L233 255V257H235V255L239 252L238 250H240L241 246H244V245H246V244H248V245H246V246H249V243H250L252 237H253L254 235H257V234L254 233V232H252L251 229H248V226H247V225H245V229L243 230V227H244V226H242L241 224H245V221H243ZM164 223H167L166 226H163ZM164 223L162 224V226H156L157 228H156L155 232H157V229H158L159 227H161V228H160V231L162 230V227H167L168 222H164ZM169 223H170V222H169ZM90 224H91V225H90ZM246 224H247V222H246ZM233 225H235V224L233 223ZM240 225H241V226H240ZM168 226H170V225H168ZM237 226H238V229L236 228ZM246 226H247V227H246ZM145 227H146L148 230L145 229ZM239 227H240V228H239ZM246 228H247V229H246ZM163 229H164V228H163ZM239 229H240V230H239ZM143 230H144V231H143ZM145 230H147V231H145ZM246 230H247V231H246ZM244 231H245L248 235H246ZM155 232L153 231V233H155ZM211 232H212L211 235H212V234L214 235V233H216V232L213 231L212 228H211ZM232 232H233V234H232ZM242 232H243V233H242ZM166 233H167V232H165L164 234H166ZM236 233H237V234H236ZM239 233H240V234H239ZM234 234H235V235H234ZM229 235H230V237H229ZM237 235H238V237H237ZM239 235H241V236H239ZM214 236H215V235H214ZM225 236H226V237H225ZM247 236H248V237H247ZM147 237H149V236H147ZM163 237H164V235L162 236V238H163ZM169 237H170V236H169ZM233 237H234L235 239H234ZM244 237H245V238H244ZM246 237H247V238H246ZM250 237H251V238H250ZM249 238H250V239H249ZM145 239H146V238H145ZM145 239H144V241H145ZM147 239H148V238H147ZM147 239H146V240H147ZM227 239H228V240L230 239V241H228ZM233 239H234V240H233ZM246 239H247V241H246ZM142 240H143V239H142ZM262 240H264V237H262ZM150 241H151V243H152V242H153V243L151 244V243H149V241H147L148 243L143 242V241L141 242V238H140V241L138 240V243H137L138 245H137V246H136V243H135V245H133L134 243H133L131 240L127 241V243H129V245H130L129 247H127V248H129L128 251L130 250L132 253H130V251H129L128 253H125V252L121 249V247H122L121 245H116L117 243H113L112 245H113V246L116 245V246H115V247L111 246V247H113V249H110V248H109L108 251L106 250V252H109V256H108L109 258L107 257V259H109V260L106 261V257H105V261H104V259H103V260H101L102 262H101V261H98V263L100 262L99 264H112V263H113V264H122V263H123V264H125V263H127V264H131V263H132V260H133V258H132L131 255H134V254L136 255V254H137L135 257H138V253H142V254H143V251H142V250H144V249H145V250H144L145 253H148L149 251H151L150 253H154V254L156 253V254H157V252L161 253V251L163 252V250L166 252V251H167V248H169V246H167L166 243H164L162 239L157 238V241H156V240H155V241H154V240H150ZM244 241H245L246 243H245ZM248 241H249V242H248ZM131 242H132V245H131ZM135 242H137V241H135ZM139 242H140V243H139ZM223 242H224V243H223ZM239 242H240V243H239ZM222 243H223V244H222ZM225 243H226V244H225ZM150 244H151V245H150ZM161 244H162V245H161ZM163 244H164V246H163ZM224 244H225V245H224ZM237 244H238V245H237ZM144 245H145V248L142 247V246H144ZM152 245H153V246H152ZM165 245H166V248H165L166 250L164 249ZM118 246H119V247H118ZM120 246H121V247H120ZM159 246H160V247H159ZM222 246H223V247H222ZM224 246H225V247H224ZM135 247H137V248H135ZM227 247H228V248H227ZM143 248H144V249H143ZM219 248H220V250H219ZM225 248H226V249H225ZM229 248H230V249H229ZM136 249H137V250H136ZM162 249H163V250H162ZM169 249H170V248H169ZM169 249H168V252H169ZM222 249H223V250H222ZM138 250H139V251H138ZM140 250H141V251H140ZM184 250H185V249H184ZM221 250H222V251H221ZM231 251H233V252L231 253ZM116 252H117V253H116ZM118 252H120V253L123 252V255L120 254V256H124V255H125V256L123 257L124 259H123L122 257L119 256V253H118ZM133 252H134V254H133ZM168 252H167V253H168ZM170 252H173V255H172L173 258H172V259H173L174 261H176V262L178 261V262H179L178 259H180V258H182V259H180V261L184 260V254H185V253H182V254H183V255H181L182 257L179 255L180 258H177V257H179V256H177V255L179 254V253H178V250H177V251L175 250V252L178 253V254H176L174 251H170ZM159 253H158L157 255H155V257H154L157 261L160 260V259H157V258H160V257L162 256V255H160ZM174 253L176 254L175 257H174ZM107 254H108V253H106V255H107ZM116 254H117V255H116ZM161 254H163V253H161ZM159 255H160V256H159ZM165 255H167V254L165 253L163 256H165ZM222 255H223V253H222ZM116 256H117V257H116ZM118 256H119L120 258H119ZM157 256H159V257H157ZM135 257H134V258H135ZM150 257H153V256H150ZM156 257H157V258H156ZM131 258H132V259H131ZM175 258H177V259H175ZM199 258H200V257H198V259H199ZM202 258H203V257H201V259H202ZM125 259H126V260H125ZM152 259H153V258H152ZM235 259H236V260H235ZM239 259H240V260H239ZM118 260H119V261H118ZM128 260H131V262H127ZM205 260H206L205 258L202 259V261H205ZM234 260L236 261V262H235L236 264H241V261H242L243 259L240 257V255L237 254V256L234 258ZM234 260H233V261H234ZM114 261H115V262H114ZM125 261H126V262H125ZM174 261H173V262H174ZM237 261H240V262H237ZM104 262H105V263H104ZM117 262H118V263H117ZM178 262H177V263H178ZM209 262H210V264L215 263L214 260H210ZM148 263H150V262H148ZM186 263H187V261H186ZM186 263H184V261H183V264H186ZM233 263H234V262H233ZM233 263H232V264H233ZM235 263H234V264H235ZM242 263H243V262H242ZM132 264H133V263H132ZM217 264H218V263H217ZM220 264H222V263L220 262Z\"/></svg>",
  "mask_w": 264,
  "mask_h": 264
}]
</instances>
